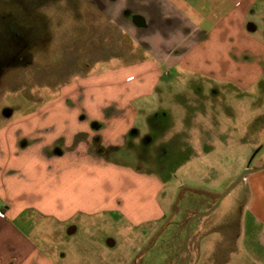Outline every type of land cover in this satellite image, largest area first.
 <instances>
[{
    "label": "rangeland",
    "instance_id": "374dc122",
    "mask_svg": "<svg viewBox=\"0 0 264 264\" xmlns=\"http://www.w3.org/2000/svg\"><path fill=\"white\" fill-rule=\"evenodd\" d=\"M25 1L40 7L45 15V46L42 56L35 53L33 65L9 70L0 78V132L12 135L11 125L43 112L37 125L40 129L45 123L46 131L40 136L52 139L60 123L74 122L76 111L82 110L88 118L99 115L92 99L108 90L97 89L107 82L102 78L104 72L131 67L153 55L146 44L117 23L108 22L99 0ZM262 3L258 1L253 15L259 29L255 36L260 40H264ZM262 51L257 61L264 60V48ZM257 61L245 67H255ZM160 70L161 79L154 92L129 102L127 116L133 119L139 135L126 138L128 156L136 159L124 161L137 167L136 173L141 175L126 192L128 198L136 197V206L139 195L148 193L149 179L157 178L163 219L135 225L119 213L103 212L90 217L79 215L60 229L53 217L38 221V228L29 223L31 235H50L45 242L47 248L65 254L57 258L59 264L210 263L215 255L213 242L215 247L218 239L224 243V237L234 233L233 222L247 195L246 175L211 213L194 219L187 247L181 249L188 219L209 211L246 169L264 166V74L245 88L244 81L215 80L175 63H162ZM77 83L93 89L71 97L70 108L47 109L59 102L64 104L60 98L66 88ZM146 135L151 142L143 144ZM93 147L108 151L96 138ZM132 182L127 180V187ZM72 226L76 229L68 234ZM55 229L64 235L54 234ZM225 256L223 252L217 258Z\"/></svg>",
    "mask_w": 264,
    "mask_h": 264
},
{
    "label": "crops",
    "instance_id": "0c3cea01",
    "mask_svg": "<svg viewBox=\"0 0 264 264\" xmlns=\"http://www.w3.org/2000/svg\"><path fill=\"white\" fill-rule=\"evenodd\" d=\"M258 1L99 0L108 22L146 44L153 56L102 74L107 82L94 88L108 90L92 99L100 116L88 118L76 111L71 124L60 123L59 131L51 127L52 139L40 136L46 131L44 122L40 129L37 125L43 112L11 125L12 135L0 132V264H59L57 258L65 254L47 248L50 235L34 237L33 229L27 228L29 223L38 228L43 219L53 217L59 229L79 215L103 212L119 213L135 225L163 219L157 178L149 179L148 193L139 195L137 206L136 197L126 196L127 188L141 178L137 167L124 161L136 159L125 147L128 135L137 130L127 116L129 102L154 92L161 79L160 65L167 62L215 80L244 81L245 88L253 85L264 74V60L257 61L264 40L255 36L259 29L253 20ZM252 61L258 65L245 67ZM91 87L70 85L60 98L64 104L47 109L70 108V98ZM95 138L108 151H96ZM127 180L133 181L128 187ZM244 181L247 195L233 222L234 233L224 237L228 246L218 239L215 247L212 244L213 262L197 264H264V169L249 173ZM59 229L54 234L64 235ZM75 229L70 227L68 234ZM223 252L226 256L218 259Z\"/></svg>",
    "mask_w": 264,
    "mask_h": 264
},
{
    "label": "flooded vegetation",
    "instance_id": "af4514ba",
    "mask_svg": "<svg viewBox=\"0 0 264 264\" xmlns=\"http://www.w3.org/2000/svg\"><path fill=\"white\" fill-rule=\"evenodd\" d=\"M45 22L40 7L25 0H0V78L9 70L33 65L36 52L39 57L43 55ZM138 135L135 130L129 136ZM149 142L151 137L146 135L142 143Z\"/></svg>",
    "mask_w": 264,
    "mask_h": 264
},
{
    "label": "water",
    "instance_id": "95a60500",
    "mask_svg": "<svg viewBox=\"0 0 264 264\" xmlns=\"http://www.w3.org/2000/svg\"><path fill=\"white\" fill-rule=\"evenodd\" d=\"M259 169H264V166L263 167H260V168H256V169H246L243 173H241L232 183H231V185L226 189V191L224 192V194L223 195H221L219 198H218V200H217V202L211 207V209L209 210V211H207V212H204V213H197V214H195V215H193L191 218H189L188 219V221H187V223H186V225H185V237H184V242H183V246H182V248L181 249H183V248H186L187 247V242H188V240H189V227H190V225H191V223L194 221V219H196L197 218V216H199V215H207V214H209V213H211L217 206H218V204H219V202L221 201V199L225 196V195H227V193L230 191V189L233 187V186H235L242 178H244L245 177V175H247V174H249V173H252V172H254V171H256V170H259ZM110 243H112V242H110Z\"/></svg>",
    "mask_w": 264,
    "mask_h": 264
}]
</instances>
